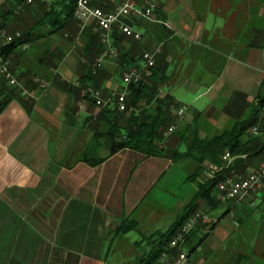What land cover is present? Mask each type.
Returning <instances> with one entry per match:
<instances>
[{
	"label": "crops",
	"instance_id": "1",
	"mask_svg": "<svg viewBox=\"0 0 264 264\" xmlns=\"http://www.w3.org/2000/svg\"><path fill=\"white\" fill-rule=\"evenodd\" d=\"M120 1L92 4L107 11ZM148 1L156 4L155 22L126 21L141 33L139 41L115 27L111 41L104 44L94 23L78 29L86 36L85 46L102 44L103 68L92 84L104 101H114L126 88L128 103L124 71L136 67L142 73L141 56L159 50L161 96L169 94L186 108L174 134L161 146V157L131 150L111 155L110 119L103 108L85 101V110L78 113L91 81L83 57L65 49L68 36L77 32L76 21L65 27L69 35L58 36L60 30L52 33L47 27L26 42L27 49L9 55L10 70L20 84L16 92L27 91L29 98L23 106L16 97L0 114V264H114L111 255L119 250L124 252L123 264H138L154 248L152 236L159 233L153 212L158 201L151 196L159 181L171 171L173 179L187 170L182 179L198 192L219 170L209 174L212 162L179 159L177 152H187L195 135L203 140L242 121L252 123L249 132L260 128L257 134L250 132L252 136H264V0L138 4ZM19 7L10 0L0 8V17L9 12V32L19 15L32 27L41 18L19 14ZM111 49L117 54H108ZM91 148L90 156L103 160L96 166L81 161ZM262 193L252 200L254 205L249 200L239 205L219 202L222 214L208 217L194 230L198 239L204 238L194 252L206 243V257L191 263L190 253L189 264H264V211L253 210L264 207ZM192 200L175 203L181 216ZM195 203L204 205L203 199ZM226 219L230 224H223ZM126 222L131 225L127 230ZM195 243L189 239L187 248Z\"/></svg>",
	"mask_w": 264,
	"mask_h": 264
},
{
	"label": "trees",
	"instance_id": "2",
	"mask_svg": "<svg viewBox=\"0 0 264 264\" xmlns=\"http://www.w3.org/2000/svg\"><path fill=\"white\" fill-rule=\"evenodd\" d=\"M77 0H52L51 3L41 2V7L44 9V14L31 28V30L25 34H21V37H16L13 34V41L9 43L0 44V58L7 59L9 55L16 49L21 48L22 43L31 42L34 37V32L39 33L41 29L49 27L50 32H56L63 30L71 21L77 20L74 16L75 5ZM21 0H16L19 6ZM36 3V2H35ZM26 6H32L33 4H24ZM13 14V13H12ZM10 15L7 13L4 20H1L0 28H6L9 21ZM79 27H77V31ZM32 33V34H31ZM100 38V31L98 33ZM15 36V37H14ZM26 37V40H22ZM39 37V36H38ZM126 37V36H125ZM113 38V37H112ZM35 39V37H34ZM95 39V38H94ZM101 39V38H100ZM133 40V39H132ZM101 44V43H100ZM102 44L91 43L83 48V54L89 56L90 61L97 57L102 51ZM88 67L89 72L87 76L90 78V87L97 89L95 84H92L97 74L92 73V67ZM161 68L157 63L150 69V74L147 76V80H141L137 84H131L128 86L130 93L128 99V106L134 107L135 112L128 114L121 112L116 107H104L103 114L108 115L110 119V151L111 155L121 150H131L135 153L141 154L145 157H161V142L164 139L162 130L166 126L175 123V118L172 115V107H178L172 97L169 94L163 96L159 95L160 85L163 83L162 77L160 76ZM4 81V80H3ZM264 85V80H263ZM2 84L0 86V114L7 107V105L19 96V100L23 106H26L27 100L22 92L17 94L16 88ZM144 102V105H151L154 108L152 112H149L148 108H144L139 113L136 111L141 108L139 104ZM264 101L262 102L263 105ZM143 105V106H144ZM129 116H128V115ZM252 125L251 122H237L230 128H227L220 132V134L200 140L196 135L190 143V148L185 153L177 152L179 159L190 158L197 163H202L205 160H209L212 163L221 165V152L229 151L231 155L235 156L233 166L224 170L220 175L222 178L225 175L231 173V171H237L242 175H246V169L253 165L254 159L260 161L264 157V136H252L248 131ZM261 131L264 133V120L261 121ZM91 149L84 153L81 161L86 162L91 166H96L103 162V160H97L90 156ZM198 150V155L194 153ZM216 181L214 179L208 180L197 193V197H200L204 201L206 208H215L219 205L217 199V192L215 190ZM195 199L185 207L183 215L171 225V227L164 233H157L153 236H157L155 239L156 243L154 248L149 252L146 258H143L138 264H150L154 262L159 254L168 247V243L179 227L187 220V218L195 211L196 203ZM131 225L126 227V230ZM192 232L188 235L187 243L192 236ZM152 236V237H153ZM203 237L199 238L195 245L188 250V253H192L196 250V247L203 242ZM186 243V248H187ZM188 249V248H187Z\"/></svg>",
	"mask_w": 264,
	"mask_h": 264
},
{
	"label": "built area",
	"instance_id": "3",
	"mask_svg": "<svg viewBox=\"0 0 264 264\" xmlns=\"http://www.w3.org/2000/svg\"><path fill=\"white\" fill-rule=\"evenodd\" d=\"M22 4H33L36 1L47 2L49 0H21ZM93 0L77 1L76 10L74 16L79 22L81 29L91 23H94L99 31L100 38L103 43L111 41V33L113 28H118L121 34L127 38L139 41L141 40V33L136 31L133 27L126 23L127 20H142L155 22L156 4L152 1H148L144 6L138 4V0H121L111 10H103L99 7H95L92 4ZM20 35V34H16ZM13 36H8L7 39H11ZM28 45H21V48L27 49ZM111 54L115 51L111 49ZM159 50L154 52H145L142 56L144 61L143 72L140 73L136 70H131L123 77V83L128 88L131 84H137L142 80L143 73L149 74V71L156 64V55ZM104 56L96 59L92 66V73L97 74L103 67ZM0 77H2L10 87H20L18 81L14 78L8 60L0 58ZM36 82L41 88L44 85L39 79ZM23 96L28 99L29 94L27 91L22 90ZM84 102L79 104L78 113L85 110V101H92L95 106L104 108L112 105L118 108L121 112L129 113L131 108L127 105V92L118 94L114 101H104L102 99L101 91L93 88H86L83 90ZM174 112L177 117L182 118L185 114V107L175 108ZM175 130V127L171 126L165 133L164 137L170 136ZM259 128L253 127L252 132L258 133ZM223 166L229 168L234 164L235 157L231 155L229 151L224 152L221 157ZM215 190L217 192V199L221 203H233L235 205L242 204L246 201H250L251 205H254L252 200L261 192L264 191V157L259 161L256 169H253L246 175L237 174L231 172L222 178L216 179ZM254 197V198H253ZM202 221H206V217L201 211H193L192 214L185 220V222L179 227L168 243V247L162 251L153 264H188V253L186 249V243L188 235L197 224Z\"/></svg>",
	"mask_w": 264,
	"mask_h": 264
},
{
	"label": "rangeland",
	"instance_id": "4",
	"mask_svg": "<svg viewBox=\"0 0 264 264\" xmlns=\"http://www.w3.org/2000/svg\"><path fill=\"white\" fill-rule=\"evenodd\" d=\"M0 1H2V3H0V8H1V6H5V4L6 3H8V5H9V1L10 0H0ZM12 1H15L16 2V0H12ZM51 0H49L47 3H51L50 2ZM36 3H37V1H36ZM19 6H22L21 8L19 7L18 9H16V11L19 13V14H22V13H25V16L27 17V15L28 14H33L34 15V17L38 14L39 16H42L43 14H44V7L42 8L41 7V5H40V3L38 2L37 3V6L36 7H30V8H27V6H25L24 4H21V2H19ZM33 4H35V3H33ZM38 4H39V6H38ZM7 13L8 12H3L2 13V16L0 17V22H1V20H4L5 19V17H6V15H7ZM23 17H21L20 15L19 16H17V18H15V24H16V27H14L15 29L13 30V31H10L9 32V28L8 29H6V28H0V44L1 43H8L6 40H7V37L8 36H13V34L15 33V34H25V33H27V32H29L30 30H31V28H32V25L29 23H26L24 20H21ZM69 24H74V23H72V21L69 23ZM0 26H1V23H0ZM71 26V25H70ZM76 26L78 27H80V25H79V22L77 21V23H76ZM87 27H89V25H87L86 27H85V29L87 28ZM67 28V27H66ZM66 28H64L63 30H60L57 34H58V36H63L64 37V35H69V31H67L66 30ZM84 29V30H85ZM83 30V31H84ZM80 30H78L76 33H72V34H70V36H68L69 37V39L67 40L68 42H67V44H66V46H65V49H69V50H74V52L75 53H77V54H79L80 55V57H83V59H82V61H83V63H85V64H88V65H90L91 67L93 66V64L95 63V61H96V59H98V58H100L101 57V54L100 55H98V57H95L92 61H90V59H89V56H85L84 54H83V48L85 47V42H86V39H85V34L83 33L82 35H81V33L79 32ZM20 34V35H21ZM32 34V33H31ZM34 35H37V32H34ZM66 37V36H65ZM89 37H90V35H89ZM103 43V42H102ZM22 44H27V43H22ZM104 44H107V43H104ZM28 45V44H27ZM29 47V46H28ZM107 50V49H106ZM114 51H115V53L114 54H117V51H116V49H114ZM108 54L110 53V51H108L107 52ZM107 54V55H108ZM113 54V55H114ZM143 54V53H142ZM110 55H111V53H110ZM143 56V55H142ZM142 56H141V59H142V61H143V58H142ZM6 60H8L9 61V58H7ZM144 62V61H143ZM144 64V63H143ZM103 68V67H102ZM133 68H136V67H129V68H127V70H125L124 71V73L123 74H127V73H129L130 71H131V69L132 70H134ZM102 70V69H101ZM100 70V71H101ZM99 71V72H100ZM98 72V73H99ZM149 74H150V71H149ZM149 74H146V73H144L143 75H142V80L143 81H146L147 80V76L149 75ZM123 76V75H122ZM124 77V76H123ZM0 79L3 81L4 79L2 78V77H0ZM122 80H123V78H122ZM3 84L6 86V85H8L7 84V82L4 80L3 81ZM9 86V85H8ZM161 88V87H160ZM125 90H126V88H125ZM125 90H121L120 91V93H122V92H125ZM127 91H128V93H129V90L127 89ZM22 92V91H21ZM120 93H117L116 94V96L118 95V94H120ZM159 95H162L161 93H160V91H159ZM88 101H90V100H88ZM128 105V104H127ZM140 106H142L141 108H139L136 112L137 113H139L141 110H143L144 108H148V110H149V112H152L153 110L152 109H154L153 107H152V104L151 105H144V102H142L141 101V103L139 104ZM144 105V106H143ZM115 107V106H114ZM130 108H131V112H129L128 114L130 115V114H132L133 112H135V108L134 107H131V106H129ZM180 107H184V106H178V107H172V115L174 116V118H175V123H172L171 125H169V126H166L165 128H164V130H162V135L164 136V133L171 127V126H173L174 127V125H177V122L178 121H180L181 119L183 120V118H184V116L182 117V118H179V117H177L176 116V114H175V112H174V109L175 108H180ZM185 112H186V108H185ZM127 114V115H128ZM128 115V116H129ZM185 115V114H184ZM253 128V127H252ZM252 128H250V132L251 133H253L251 130H252ZM259 130H260V128H259ZM259 130H258V132H259ZM174 132H175V130H174ZM174 132L172 133V134H174ZM219 132H221V130L219 131ZM219 132H217V133H219ZM171 134V135H172ZM255 134H257V133H255ZM169 138V136L168 137H164V139H163V141L161 142V144H160V146H162L163 145V143L165 142V140H167ZM224 153L223 152H221L220 153V155H219V158H220V156L222 157V155H223ZM235 157V156H234ZM235 159H236V157H235ZM259 159H254V163H253V165L252 166H250L249 165V167L246 169V173L248 174L250 171H252L253 169H256L257 168V166H258V163H259V161H258ZM223 161L221 160V165H218V164H215V163H213V165H214V167H212V168H209V169H207V171H209L208 173L210 174L211 172H212V170L213 169H217V168H219V170H216L217 172L212 176V178L211 179H214L215 181H216V179L217 178H220V175L223 173V171L224 170H228V169H230L232 166H230L229 168H227V167H225V166H223ZM172 172V171H171ZM171 172H170V174L169 175H167V176H165L163 179H161L160 181H159V183H158V185L154 188V190H153V192H152V195L151 196H155L156 198H157V201H158V205L155 207V209L153 210V212L155 213V217H157L156 219H155V221L158 223L157 224V226H158V231L159 232H161V233H164V232H166L170 227H171V225L173 224V223H175L180 217H181V214H180V211H178L176 208H175V203L177 202V201H180V200H182V199H188V197H190V199L191 198H193V199H195V201H200L202 198H200V197H197L196 195H197V193L198 192H194V189H195V187H194V184H192L191 182H185L186 181V179L184 180V179H182V176H186V174H187V170H181V171H179L178 173H176L175 174V177L172 179V177L170 176L171 175ZM231 172H234V173H237V174H241V173H239V172H237V171H231ZM173 173H174V171H173ZM230 174V173H229ZM212 175V174H211ZM201 188V187H200ZM200 190V189H199ZM196 193V194H195ZM262 193V192H261ZM260 193V194H261ZM263 195H264V191H263V193H262ZM254 197H256V196H254ZM253 197V198H254ZM253 201H255V198L253 199ZM221 203V202H220ZM162 204V205H161ZM235 205V204H234ZM162 207H165L166 209H163ZM220 206L218 205H216L215 206V208H211V210L209 209V208H205L204 207V205L202 206V205H200V206H198V207H196L195 208V211H201V212H203V214L205 215V217H206V221H207V218L208 217H210V218H213V216L214 215H221L222 214V211L221 210H223V209H221V207L219 208ZM163 209V210H162ZM263 210L264 211V207H262V206H254V208H253V210L254 211H256V210ZM214 211V213H212ZM217 211V212H216ZM209 221V220H208ZM126 223H128V222H126ZM199 223H202L203 224V222L202 221H200ZM223 224H230V220L229 219H226L225 221H224V223ZM128 225H129V223H128ZM224 226V225H223ZM197 227V226H196ZM195 227V228H196ZM195 228H194V230H195ZM193 230V232H192V236L190 237V241H192V242H194V241H197L198 240V237H197V232L196 231H194ZM219 230V229H218ZM255 229H253L252 230V232H254L255 233ZM131 236H133V238H139V239H142L141 238V236L140 235H138L137 233H133V235H131ZM132 238V237H131ZM152 238H154V239H157V236L155 237V236H153ZM188 240V239H187ZM147 242V241H146ZM147 246V244H144L143 245V247H146ZM191 247V246H190ZM208 247H207V244L206 243H203L201 246H200V248H199V250H198V252H192L191 253V255H190V262L191 263H196V261L197 260H200V259H203L204 257H206V253H207V251H208V249H207ZM146 249H150V247L149 246H147L146 247ZM187 249V248H186ZM129 250L130 251H128V253H133L132 252V250H131V248H129ZM187 250H189V248L187 249ZM149 251V250H148ZM135 252L136 253H138L137 252V250H135ZM124 252H123V250H119V252H116L115 254H113V255H111V259L112 260H114L113 261V263L114 264H119V262L118 261H121L120 262V264H123V261H124V259H122V256L120 255V254H123ZM187 253H188V251H187ZM209 255H212V252H211V254H209ZM121 257V258H120ZM211 257V256H210ZM263 259H264V253H263V257H262ZM188 259H189V253H188ZM243 262V261H242ZM125 264V263H124ZM188 264H189V262H188Z\"/></svg>",
	"mask_w": 264,
	"mask_h": 264
},
{
	"label": "bare ground",
	"instance_id": "5",
	"mask_svg": "<svg viewBox=\"0 0 264 264\" xmlns=\"http://www.w3.org/2000/svg\"><path fill=\"white\" fill-rule=\"evenodd\" d=\"M77 1H84V0H77ZM77 1H76V4H77ZM75 10H76V5H75ZM15 37V36H14ZM17 37H21V35H17L15 38H17ZM8 43L9 42H12L13 41V38H11V39H7L6 40ZM23 45H27V44H23ZM263 109H264V103H263ZM154 262H152V263H150V264H153Z\"/></svg>",
	"mask_w": 264,
	"mask_h": 264
}]
</instances>
